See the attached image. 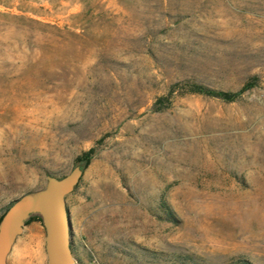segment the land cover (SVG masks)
Instances as JSON below:
<instances>
[{"label":"rangeland","instance_id":"rangeland-1","mask_svg":"<svg viewBox=\"0 0 264 264\" xmlns=\"http://www.w3.org/2000/svg\"><path fill=\"white\" fill-rule=\"evenodd\" d=\"M75 165L74 264H264V0H0V214Z\"/></svg>","mask_w":264,"mask_h":264},{"label":"water","instance_id":"water-1","mask_svg":"<svg viewBox=\"0 0 264 264\" xmlns=\"http://www.w3.org/2000/svg\"><path fill=\"white\" fill-rule=\"evenodd\" d=\"M81 175L80 165L62 177L47 175L43 187L12 200L0 219V264H7L15 240L32 216H38L44 226L48 264H74L66 196L76 187Z\"/></svg>","mask_w":264,"mask_h":264},{"label":"trees","instance_id":"trees-1","mask_svg":"<svg viewBox=\"0 0 264 264\" xmlns=\"http://www.w3.org/2000/svg\"><path fill=\"white\" fill-rule=\"evenodd\" d=\"M182 84L189 86L190 87V91L207 93V94L219 97V98H221V99H223L225 101H233V100H235V99H237L239 97V95L241 94L242 91H244L245 89H248V88L252 87L253 85H255V82L253 80L251 82H247L238 91L220 90V89L210 88V87L204 86V85H198V84L196 85V84H191V83H187V82H184ZM175 86H179V83L174 84V87ZM172 90L173 89H171V91ZM164 99H167V96L161 98V100H164ZM94 151H95V149L93 147L88 149L87 151L84 152L82 157H80L78 160L79 161H84V165L87 164L89 162L91 156L93 155ZM81 168H82V166H81ZM162 207H164V209L168 210V206H167V204L165 202H163ZM5 210L0 214V219H1L2 215H3V213L5 212ZM31 219H36L38 221H41L38 216H32L26 221V223H28V221L31 220ZM181 259H182V261H185V263L187 261L190 264H199V262L195 261L192 257H186V258L182 257Z\"/></svg>","mask_w":264,"mask_h":264},{"label":"bare ground","instance_id":"bare-ground-1","mask_svg":"<svg viewBox=\"0 0 264 264\" xmlns=\"http://www.w3.org/2000/svg\"><path fill=\"white\" fill-rule=\"evenodd\" d=\"M13 122V120H12ZM12 128V127H11ZM8 131V130H7ZM16 131V130H15ZM14 132V131H12ZM4 133L3 136V140L5 141H8L9 140V135L10 133L6 134V132H2ZM12 135V134H11ZM2 138V137H1ZM3 161V160H2ZM7 161V160H5ZM8 162V161H7ZM9 163V162H8ZM3 165V164H2ZM7 165V164H6ZM9 165V164H8ZM11 166V165H9ZM13 167V165L11 166ZM20 167V166H19ZM5 168V167H4ZM3 169V168H2ZM2 171V170H1ZM0 171V172H1ZM19 171H17L15 169L14 171V175H17ZM2 174V173H1ZM22 174V172H21ZM20 174V175H21ZM22 176V175H21ZM15 178V177H14ZM43 262V257L41 255V252H40V248H39V245L38 243L33 247V246H30L29 244H25L23 247H22V250L20 251V254L16 260V263L17 264H42Z\"/></svg>","mask_w":264,"mask_h":264}]
</instances>
